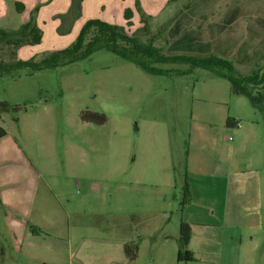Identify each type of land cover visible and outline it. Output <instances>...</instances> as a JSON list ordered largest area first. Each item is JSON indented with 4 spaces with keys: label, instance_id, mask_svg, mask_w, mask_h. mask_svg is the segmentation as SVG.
Wrapping results in <instances>:
<instances>
[{
    "label": "rangeland",
    "instance_id": "374dc122",
    "mask_svg": "<svg viewBox=\"0 0 264 264\" xmlns=\"http://www.w3.org/2000/svg\"><path fill=\"white\" fill-rule=\"evenodd\" d=\"M12 1L3 0L7 15L0 28H17L34 9L42 37L20 50L0 42L4 62L38 61L66 47L87 19H106L102 7L108 3L81 0L74 16L72 0H29L27 13L16 12ZM130 1L124 0L125 7ZM188 2V26L168 33V25L156 38L163 52L212 53L247 74L264 55V0H174L151 17L150 32ZM114 19L119 23L123 16ZM140 26L138 15L126 29ZM155 67L170 72L147 73L100 49L54 68L20 67L0 75V101L17 106L0 113V123L36 171L29 219L41 221L40 233L18 249L5 245L3 264H264V220L262 227H251L249 210L242 212L246 219L238 218L236 206L251 200L241 187L233 188V146L243 130L264 135V105L232 93L228 79L206 69ZM82 110L103 113L106 120L82 121ZM227 117L240 126L226 125ZM243 138L252 144L253 138ZM188 154L195 199L181 211ZM188 212L195 220L184 247L179 224ZM129 242H138L133 260L123 253ZM185 249L193 260L177 259Z\"/></svg>",
    "mask_w": 264,
    "mask_h": 264
},
{
    "label": "trees",
    "instance_id": "16d2710c",
    "mask_svg": "<svg viewBox=\"0 0 264 264\" xmlns=\"http://www.w3.org/2000/svg\"><path fill=\"white\" fill-rule=\"evenodd\" d=\"M174 1V0H169ZM81 0H72V7L75 4L74 16L79 14ZM16 12H23L25 9L24 3L21 1H12ZM190 3L183 5L181 8H176L173 15L170 16L166 23L158 26L155 33L150 32L149 26L151 19L142 10L139 0H135L134 6L139 15V20L142 26L135 29L133 32H128L126 26L132 24V10L125 8L123 17L126 21L125 25L108 23L99 18H89L80 27L74 40L64 48L52 50L42 59L35 61L33 59L21 60L16 59L10 62L0 61V75L8 74L20 67H29L32 70H42L46 68H54L59 65L72 63L78 59L89 56L92 52L100 49H105L128 62L140 67L147 73H168L169 70H164L155 67L156 64H177L187 65L189 68H203L218 77L228 79L232 93L245 96L249 102L255 107L264 105V66L259 67L258 61L264 60V55H261L258 61L254 62L247 74L239 73L233 62L226 57H219L215 54L207 55H187L183 53L166 54L163 52L162 45H158L155 40L157 37H162L166 27L170 25L176 17L186 9ZM71 8V7H70ZM35 10L29 14L28 19L21 23L17 28L3 29L0 28V42L4 45L12 47L16 50L24 44L39 43L42 37L41 31L36 24ZM72 17V11L69 13ZM64 19V16H61ZM63 32V30H61ZM60 31V32H61ZM145 32L149 36L142 38ZM164 42L168 40L164 37ZM15 55V52H14ZM189 70V69H187ZM185 73L186 71H177ZM17 109V106H11L6 101H0V113L7 112L10 109ZM80 119L85 122H93L102 124L106 117L103 113H97L88 110L80 112ZM233 118L227 117L226 125H233ZM6 134L5 129L0 123V138ZM188 171L185 168V176L182 185L180 210L191 202L190 185L187 178ZM35 232L34 228H30ZM179 241L182 246H187L191 236V229L188 223L183 220L179 224ZM138 242H129L123 245V253L127 259L133 260L136 256ZM177 259L193 260V253L185 249L183 255L178 251Z\"/></svg>",
    "mask_w": 264,
    "mask_h": 264
},
{
    "label": "crops",
    "instance_id": "0c3cea01",
    "mask_svg": "<svg viewBox=\"0 0 264 264\" xmlns=\"http://www.w3.org/2000/svg\"><path fill=\"white\" fill-rule=\"evenodd\" d=\"M17 1L24 3L25 10L23 12L27 13L29 7L26 4L31 1ZM114 2L115 4L119 3V6L114 7ZM134 2L135 0H131V6L128 7L132 10L131 22L132 19L138 17ZM172 2L169 0H139L144 13L152 18H158ZM125 8L127 7H125L124 0H108L107 6L102 7L106 19L101 20L112 23L111 20H115L116 16H120V14L123 16ZM5 11L6 8L3 6V0H0V18L2 16L6 17ZM27 18L28 16H25L21 23L25 22ZM187 18L185 11H182L170 24L168 33L171 28L177 30L188 26ZM116 24L125 25L126 21L124 17L121 22ZM20 49L18 48V50ZM5 131V136L0 138V264H3L2 258L5 254V245L13 248V250L18 249V244L20 245L25 238L34 237L40 233L38 222H41L39 219H29L35 197L36 171L32 169V163L15 135L6 129ZM241 135L242 140L233 146V149L238 152V158L233 160V188L237 189L241 187V194L248 195L251 201L249 204L239 203L236 206L239 211L238 218L240 220L248 218L251 227L260 228L264 220L262 213L264 211V135L252 129L243 130ZM243 136L253 138L251 140L253 141L252 144L247 146V138H243ZM187 171L189 176L192 173L189 154L187 156ZM190 191L191 202L183 211L194 202V191L191 185ZM245 210H249L248 214H245L246 218L242 215V212ZM208 211L212 214L214 212V210H209V208L207 209ZM192 220L195 219L188 212L184 222L189 224L191 232L192 225H194ZM30 224L36 226L35 228L33 227L35 232L30 230Z\"/></svg>",
    "mask_w": 264,
    "mask_h": 264
},
{
    "label": "built area",
    "instance_id": "2783aa9c",
    "mask_svg": "<svg viewBox=\"0 0 264 264\" xmlns=\"http://www.w3.org/2000/svg\"><path fill=\"white\" fill-rule=\"evenodd\" d=\"M233 125H235V126H240V123L237 122V121H234ZM228 138L231 139V136H228Z\"/></svg>",
    "mask_w": 264,
    "mask_h": 264
}]
</instances>
